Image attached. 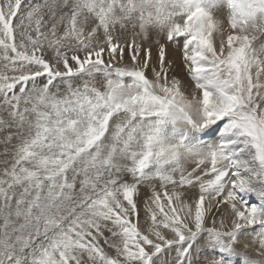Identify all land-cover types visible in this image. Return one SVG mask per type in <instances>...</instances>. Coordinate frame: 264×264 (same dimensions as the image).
I'll list each match as a JSON object with an SVG mask.
<instances>
[{"label":"snow or ice","instance_id":"6c2138e0","mask_svg":"<svg viewBox=\"0 0 264 264\" xmlns=\"http://www.w3.org/2000/svg\"><path fill=\"white\" fill-rule=\"evenodd\" d=\"M0 264H264V0H0Z\"/></svg>","mask_w":264,"mask_h":264},{"label":"rangeland","instance_id":"374dc122","mask_svg":"<svg viewBox=\"0 0 264 264\" xmlns=\"http://www.w3.org/2000/svg\"><path fill=\"white\" fill-rule=\"evenodd\" d=\"M218 18L224 19L223 16H218ZM226 27H227V25L225 24V28ZM170 58L176 59V54H175L174 50H172V49H170ZM177 70H179V63H178V61H177Z\"/></svg>","mask_w":264,"mask_h":264}]
</instances>
